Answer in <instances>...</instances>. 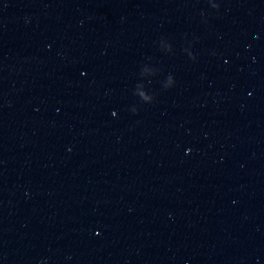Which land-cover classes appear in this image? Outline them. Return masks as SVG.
Masks as SVG:
<instances>
[{
	"label": "water",
	"instance_id": "1",
	"mask_svg": "<svg viewBox=\"0 0 264 264\" xmlns=\"http://www.w3.org/2000/svg\"><path fill=\"white\" fill-rule=\"evenodd\" d=\"M0 264H264V0H0Z\"/></svg>",
	"mask_w": 264,
	"mask_h": 264
}]
</instances>
